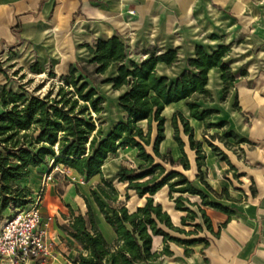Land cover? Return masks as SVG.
<instances>
[{
    "label": "trees",
    "instance_id": "16d2710c",
    "mask_svg": "<svg viewBox=\"0 0 264 264\" xmlns=\"http://www.w3.org/2000/svg\"><path fill=\"white\" fill-rule=\"evenodd\" d=\"M84 46L92 55L88 63L93 65L95 74H104L113 63L117 64L115 75L105 82L111 83L113 89L127 87L118 98V105L125 115L106 132L102 125H96L93 113L99 115L104 111L105 100L95 87L90 86L88 72L82 65L78 67L72 64L69 73L61 76L65 84L59 85L55 96H52V91L44 97L27 96L24 92L8 88L7 83L0 84V219L11 205L23 206L31 201L32 198H27L24 193L26 187L16 183L29 177L31 168L45 164L50 157L52 166L63 165L89 179L100 176L97 190L91 188L90 193L116 234L113 241L107 240L86 197L85 214L76 213L70 208L68 223L63 229L77 243L78 264H143L164 254L171 255V242L185 247L186 254L192 251V245H208L209 237L200 234L207 231L219 236L234 210L213 200L184 172L191 168V163L182 132L188 136L190 148L197 152L199 169L204 165L206 154L203 141L195 138L194 127L180 110L174 111L171 124L173 138L182 155L175 159L170 147L164 153L160 151V144L165 139L163 110L173 102L184 100L190 116L203 121L205 130L225 127L226 121L217 124L209 122L216 110L202 108L200 100H213L206 88L211 68L219 67L222 70L223 100L237 81L229 63L224 62L230 45H220L212 52L198 45L195 57L189 60V69L173 82L165 76H158L156 65L158 62H165L168 66L175 64L179 59L177 49L158 53L157 48H149L146 51L149 57L136 62L127 61V44L118 35L97 39ZM31 70L41 72L40 65L32 64ZM79 70L82 74L76 77ZM0 71L8 76L1 66ZM144 120L146 127L141 124ZM203 136L215 154L236 171L228 154L214 140L219 139L228 149L234 150V143H244L247 139L239 137L233 130L214 132L212 139H208L205 132ZM230 137L234 143L229 142ZM125 148L136 149L137 158L143 161L137 167L123 165L116 172L120 182H127L128 191L146 198L145 203L133 211L126 204L107 208V202L117 201L119 193L104 176L103 166L110 155ZM165 163L173 168L168 170ZM202 183L217 199L235 200L228 188L223 187L217 192L204 179ZM164 187L168 188L170 194H178L175 208L186 212L180 217V224H176L162 203L154 199V195ZM185 194L197 195L201 201L191 202ZM126 195L128 198L129 193ZM187 202L198 210L187 206ZM205 207L228 214V220L214 230ZM199 218L202 222L197 221ZM185 226L192 228L186 229ZM154 236L163 239L164 245L160 251L153 250Z\"/></svg>",
    "mask_w": 264,
    "mask_h": 264
},
{
    "label": "crops",
    "instance_id": "0c3cea01",
    "mask_svg": "<svg viewBox=\"0 0 264 264\" xmlns=\"http://www.w3.org/2000/svg\"><path fill=\"white\" fill-rule=\"evenodd\" d=\"M78 9L80 11L77 13ZM130 10L135 13L130 14ZM113 35L120 36L127 44V61L141 62L148 58L146 51L149 48H157L158 53L177 49L179 59L175 64L168 66L165 62H158L156 65L157 75L167 77L170 82L189 69V60L195 57L198 45L208 52L220 45H230L224 62L229 63L237 81L223 100L222 70L219 67L211 68L206 88L213 100H200V104L204 109L216 110L209 122L217 124L226 121L227 130H233L239 137L247 139L237 144L242 149L244 144L254 145L255 148L247 150L246 157L262 164L244 171L252 182L250 188L245 190L248 198L245 202L237 200L226 184L218 180L221 190L228 188L229 194L235 198L233 201L238 202L237 207L222 203L234 210L229 220L228 214L218 209H206L214 230L228 220L219 236L207 232L209 244L192 245L189 254H186L185 247L171 242V255L164 254L143 264H264V0H0V66L3 70L2 55L13 48L27 47L35 57L32 64L40 65L42 60L56 59L58 53L63 59L67 57L70 66L77 55H86L89 62L92 55L84 44ZM61 46L69 52L65 57L61 53ZM116 69L117 64L113 63L104 74L110 73V78L115 75ZM7 79L9 75L0 71V84L7 83ZM126 89L123 86L114 90L119 92V98ZM175 110H180L189 121L204 124L190 116L184 100L167 105L163 110L165 139L160 144L166 149L178 146L171 124ZM122 113L124 117L123 110ZM143 122L146 121L141 124ZM229 159L235 166L230 156ZM220 161L228 165L226 161ZM32 169L37 171L40 166ZM97 177L100 176L95 175L90 179L96 181ZM27 180L35 182L32 189H36L38 184L40 190L42 180L37 181L34 176L20 179L17 183ZM54 183H49L51 194ZM88 183L85 188L78 185L81 194H78L76 187L68 186L61 195L63 201L57 198V202L51 195L46 199L45 196L47 203L42 211L45 217H53L49 232L53 250L44 263L33 264H78L77 243L63 226L68 223L70 208L76 213H86L85 197L89 200L88 192L93 188L92 180ZM49 184L46 186L47 192ZM62 202L66 204L68 213L62 209ZM91 208L101 231L108 241H113L116 234L111 225L105 221L97 205L91 204ZM167 211L172 217V212ZM163 245L162 237L154 236L153 250L160 251Z\"/></svg>",
    "mask_w": 264,
    "mask_h": 264
},
{
    "label": "rangeland",
    "instance_id": "374dc122",
    "mask_svg": "<svg viewBox=\"0 0 264 264\" xmlns=\"http://www.w3.org/2000/svg\"><path fill=\"white\" fill-rule=\"evenodd\" d=\"M80 11L78 9L77 13ZM135 13V11H134ZM61 53L63 56H66V53H69L68 50L65 49L64 46H61ZM59 57L52 60H42L41 65V72L35 73L31 70V64L34 62V55L28 51L27 47L23 49H10L8 50V53L3 56V67L4 70L8 72L9 79H7V86L8 88H11L12 90L16 92H24L27 96H41L44 97L49 91H52V96H55L60 84H65L63 79L61 78L62 75L68 74L70 65L69 61L67 60V57L63 59L62 55L60 53ZM88 57L86 55H77L76 59L73 62V65L75 66H85L89 77L87 80L90 83V86H93L97 89L99 94H101L104 97L105 103H104V111L100 113L99 115H95L93 113V117L95 119L96 125L100 126L102 125V128L104 132L108 131L111 126L119 119L123 117V113L121 108L118 105V94L119 92L114 90L112 88V84L105 82L106 78L109 77L110 73L104 74V75H97L94 73V67L90 63H88ZM1 59V57H0ZM115 66V65H114ZM82 72L79 70L76 73V77L81 75ZM183 108V105L180 104ZM2 110V106L0 104V111ZM213 121V120H212ZM214 121H216L214 119ZM191 124L194 126V134L195 138L203 141V149L206 154V158L204 159V165L199 169L197 165V152L195 150H192L190 148L188 136H186L183 132L181 133L182 137L184 138L186 145L185 150L188 154L191 168L189 170H184V172L193 180L194 184L198 187L205 190L207 193L210 194V197L213 200H216L220 203H223L225 205L234 206L237 207L236 201H229L226 198L223 199H217L202 183V179L207 181L209 184H211L214 188L218 190V192L221 191V187L219 186V181L222 183H225L226 186L235 194V198L238 200L240 199L241 202L247 201V195L245 194V190H248V187L251 186V179L246 176V172L244 171H250L252 168L260 167L262 164L259 162H255L252 159H248L246 157L247 150H250L252 148H255L254 145L250 144H244V149H242L241 145H237L234 143V150L228 149L224 143H222L219 139H215L214 143L223 148L226 152H228L231 160L234 162L236 166V171L233 169H230V166L223 164L220 160V157L215 154V152L208 146L207 142L204 140L203 133H206V136L208 139H212L211 135L214 132L222 133L223 131H227V127H210L207 130H205L204 124H199L195 121H191ZM142 125L146 127V122H143ZM155 137V133H154ZM230 142H234L233 138L228 139ZM172 148V154L175 159L179 158L182 154L178 148L171 147ZM160 149L164 153L166 151V148L160 145ZM258 149V148H257ZM148 150L152 151L151 147H148ZM136 149L132 148H125L120 149L118 152L114 155H110L107 159L103 174L104 176L114 184L116 189L118 190V199L114 202H107V208L110 209L112 206H119L121 204H126L130 210L136 208L139 205H142L145 203L146 198L145 197H139L134 191L127 190L126 185L127 182H120L118 180V177L116 175V172L118 169L126 165L128 167H137L143 161L139 160L136 156ZM238 155V156H237ZM159 161V159H157ZM53 160L48 157L47 162L40 166V169L31 168V174L30 177L34 176L37 181L43 180V175L45 172L49 170H53V180L49 181V183H54V180L56 182L54 183L55 188L53 193L50 192L51 184H49L48 192L45 190L43 192V205L47 203V196L49 197L51 195V198H54L59 201L57 198H61V195L63 194L64 190L68 187H76L78 194H81L80 189H78V185L85 188V186H88V182H91V187L97 190V184L100 182V177H97L96 181L94 179H89L85 176H79L75 171H67L65 169V166L59 167L52 166ZM165 166L168 170L173 168L170 164L165 163ZM181 170H183L181 167H179ZM227 168V169H225ZM39 170V171H38ZM236 172V173H235ZM237 174V175H236ZM18 184V183H16ZM32 184L35 185V182L32 180H27L25 183H20L18 186L26 187V190L24 193L26 194L27 198H33L36 196L37 192L39 191V185L37 184L36 189H32ZM80 188V187H79ZM251 190V189H250ZM127 193H129V197L127 198ZM177 193L170 194L167 187L162 188L159 190L155 195L154 199L155 201H159L162 203L164 209L169 210L172 212L173 216L172 219L176 224H180V217L186 212L179 211L175 208V198L177 197ZM46 196V199H45ZM89 200L92 205L96 206V203L94 199L91 196L90 191L88 192ZM186 197L189 198L191 202H200L201 199L197 195H190L185 194ZM49 199V198H48ZM61 201L62 198H61ZM62 209L66 213H68V208L64 202H62ZM239 205V204H238ZM187 206L192 207L196 210L198 208L196 206H192L189 202H187ZM9 210L5 213H10L11 210H13L12 205L8 208ZM84 209H87V206H84ZM205 209H209V207H205ZM55 212V211H54ZM6 215L3 214L2 219H4ZM197 221L202 222V220L199 218ZM186 229H190L192 227L185 226ZM200 235H207V231L202 232Z\"/></svg>",
    "mask_w": 264,
    "mask_h": 264
},
{
    "label": "built area",
    "instance_id": "2783aa9c",
    "mask_svg": "<svg viewBox=\"0 0 264 264\" xmlns=\"http://www.w3.org/2000/svg\"><path fill=\"white\" fill-rule=\"evenodd\" d=\"M129 13L134 14V10ZM51 180L53 170L44 173L36 196L23 206L13 204V210L0 223V264L44 263L52 255L49 232L53 217H45L42 211L43 192Z\"/></svg>",
    "mask_w": 264,
    "mask_h": 264
},
{
    "label": "water",
    "instance_id": "95a60500",
    "mask_svg": "<svg viewBox=\"0 0 264 264\" xmlns=\"http://www.w3.org/2000/svg\"><path fill=\"white\" fill-rule=\"evenodd\" d=\"M127 207H128V206H127ZM133 210H135V208H134V209H132V211H133Z\"/></svg>",
    "mask_w": 264,
    "mask_h": 264
}]
</instances>
